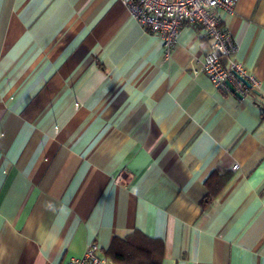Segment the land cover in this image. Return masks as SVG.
Returning <instances> with one entry per match:
<instances>
[{
  "label": "crops",
  "instance_id": "1",
  "mask_svg": "<svg viewBox=\"0 0 264 264\" xmlns=\"http://www.w3.org/2000/svg\"><path fill=\"white\" fill-rule=\"evenodd\" d=\"M221 16L259 81L244 97L194 72L195 26L166 57L121 0H0V264H71L89 242L124 264L106 250L134 230L160 264H264V0ZM215 168L232 175L203 206Z\"/></svg>",
  "mask_w": 264,
  "mask_h": 264
},
{
  "label": "built area",
  "instance_id": "2",
  "mask_svg": "<svg viewBox=\"0 0 264 264\" xmlns=\"http://www.w3.org/2000/svg\"><path fill=\"white\" fill-rule=\"evenodd\" d=\"M127 6L132 18L145 30L158 35L168 57L177 43L184 25L195 26L205 32L210 39V48L198 60L195 73L205 74L211 83L244 97L253 93L259 81L248 74L241 63L233 58L235 43L229 31L222 24L223 12L231 13L237 0H121ZM245 78L249 86L243 82ZM229 83L233 90L228 87ZM238 163L232 165L236 169ZM98 246L89 242L81 257L71 264H112L97 253Z\"/></svg>",
  "mask_w": 264,
  "mask_h": 264
},
{
  "label": "trees",
  "instance_id": "3",
  "mask_svg": "<svg viewBox=\"0 0 264 264\" xmlns=\"http://www.w3.org/2000/svg\"><path fill=\"white\" fill-rule=\"evenodd\" d=\"M256 96L254 103L259 106L260 115L264 118V95L258 93ZM231 175L228 169L215 168L211 171L204 181L206 193L201 201L203 206L215 200L230 180ZM162 247L161 241L134 230L124 237L114 236L106 254L124 264H160Z\"/></svg>",
  "mask_w": 264,
  "mask_h": 264
},
{
  "label": "water",
  "instance_id": "4",
  "mask_svg": "<svg viewBox=\"0 0 264 264\" xmlns=\"http://www.w3.org/2000/svg\"><path fill=\"white\" fill-rule=\"evenodd\" d=\"M242 80H243V82H244L246 85L249 86V82H248L245 78H243ZM227 84H228V87L230 88V90L232 91V90H233V87H232L229 83H227ZM237 95L241 96L240 94H237Z\"/></svg>",
  "mask_w": 264,
  "mask_h": 264
}]
</instances>
